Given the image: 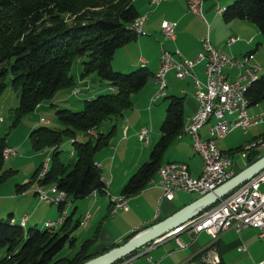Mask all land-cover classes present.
<instances>
[{"label": "trees", "instance_id": "1", "mask_svg": "<svg viewBox=\"0 0 264 264\" xmlns=\"http://www.w3.org/2000/svg\"><path fill=\"white\" fill-rule=\"evenodd\" d=\"M134 1L0 0V96L8 86L18 93V105L12 111V128L59 91L74 86L70 72L75 61L80 63V79L94 74L98 81L105 82L112 89L109 93L84 100L81 111L55 110L54 121L64 127L62 130L39 127L29 134L33 151L52 149L48 172L39 183L54 185L65 193L69 202L82 200L93 193L105 195L106 183L94 163V154L109 145L115 126L107 134L99 133V129L103 123L130 110L132 95L142 90L152 77L145 67L128 73L116 72L111 67L115 52L135 42L139 36L132 29L140 17ZM219 15L224 23L238 20L254 25L264 40V0H234L231 5L220 9ZM8 78L9 85L6 83ZM244 96L248 108L264 102V71L246 87ZM163 99L167 103L159 138L148 160L122 187L120 196L125 199L139 194L154 179L165 152L185 125L184 98L166 94ZM78 134L95 137L80 142L76 140ZM260 138L264 143V134ZM64 139L71 141L74 158L68 165L60 159V145ZM4 148L5 139L0 138V184L11 173L3 170ZM241 151L242 148L221 152L232 159ZM29 184L17 187V192ZM61 211L62 205H59L58 213ZM73 215L67 221H72ZM78 225L79 220L71 230ZM151 226L134 230L124 243ZM60 232L45 226L43 230L31 228L24 231L8 219L0 220V252L5 253L0 264H83L109 251L90 254L96 242L90 239L81 243L70 257L57 258L66 245L72 250L76 242L70 232Z\"/></svg>", "mask_w": 264, "mask_h": 264}, {"label": "crops", "instance_id": "2", "mask_svg": "<svg viewBox=\"0 0 264 264\" xmlns=\"http://www.w3.org/2000/svg\"><path fill=\"white\" fill-rule=\"evenodd\" d=\"M215 3L217 9L225 7L222 6L218 0H216ZM134 5L140 16L147 15L148 17L141 28L142 33L138 36L137 40L115 52L111 61V67L114 71L121 73H128L140 67H145L152 74V77L142 90L131 97V109L133 108V110L135 109L138 111L139 115H141L140 119L138 121H132V114L130 116L126 111V114L124 113L121 117L107 121L106 123L107 129L105 132L107 133L115 126L114 133L109 143V148L114 154V159L112 166L106 170L108 173L106 174L104 171L101 178L108 184L107 192L112 196H115L112 188L115 185L116 178L122 180L118 187L122 189V186H124L137 168L148 160L152 146H154L159 138V133H156L155 123L158 121L160 122L159 125H161L166 108L165 104H160L163 98H154L156 92L154 75L158 69L160 49L162 48L172 54L178 51L183 60H195L200 52L199 40L203 38L204 34L203 23L197 16L187 11L186 0H165L158 6L153 5L151 0H135ZM212 5L203 4L201 8L202 14L204 12L207 13L212 22V25L209 27L210 42L212 41L213 46L220 53L235 59L233 62H239L237 58H247L248 61L247 65L244 67L227 66L224 68L223 73L227 81H235L247 66L257 67V73H259L260 69L263 71L264 40L258 29L248 22L238 20L226 23L230 24V26H223L218 22V18L211 15ZM156 8H160L161 15L156 19L153 18L150 20ZM163 21L176 23L174 40L166 41L163 38L160 29V25ZM194 23H196L195 27H197L196 32H192ZM218 32H224V34L217 36ZM191 35H193L192 48L187 46L184 40L187 36L191 37ZM231 39L238 40L233 45L227 46L226 42ZM255 64H258L260 67ZM79 70L76 76H72L74 78V87L65 89L66 91L60 92L59 94L57 93L49 101L50 110H57L60 105L63 106V108L71 109L72 106H79V104H82L84 100L93 99L100 94L108 93L106 89H103L102 83L97 79L91 78V76L84 80L80 79ZM262 71L260 72L262 73ZM204 72V64H199L190 71L202 85L206 82ZM167 77V96L184 98V121L186 123L196 110V89L194 84L190 78L177 80L173 72L168 73ZM176 80L181 83H177ZM108 90L109 92L112 91V89ZM74 92H76V94H74ZM73 97H77L76 102L72 100ZM16 100L18 105V96ZM41 105L38 107L39 109H41ZM263 111L264 106L262 109L252 113L251 116L257 115ZM49 122L50 120H46L44 123H33L30 125L29 132ZM148 125L152 126V132L150 131L152 140L149 139L150 142H148L146 146L143 145L142 148H138L140 146L136 144V134L140 128H148ZM204 128L201 130L202 138L207 137V129ZM99 133L102 132L99 130ZM91 136L92 135L89 134L88 136L84 135L86 139L82 138L76 140L84 142ZM28 137L29 135H27L24 140L27 141ZM188 139L192 141L188 136H183L180 139L176 138L174 143L165 152L162 165L169 163L183 164L187 167L191 177L197 178L203 169V160L199 155L198 158L200 161L195 158H185L190 152L189 143L191 142ZM17 144L16 142H6V147L14 149L19 146ZM131 150L132 156L129 155V157H133V159H131L130 163H127L128 160H126L125 155L131 152ZM51 152L52 149L42 153L29 154L27 156L28 158L25 161H35L30 165L32 167L30 171L31 178L40 169L42 164L45 163L46 159H49ZM136 152L137 156L135 158L134 155H136ZM120 153L122 154L121 160L123 166L121 164V166L118 167L114 163ZM71 157L74 160L73 155ZM73 160L71 162H73ZM96 164L101 171L104 169V167H100V163ZM122 167L125 168L124 171L116 172L117 169H121ZM229 171L233 174L237 173L231 168ZM30 180L31 179H24L23 183L26 184L30 182ZM152 181L153 183L148 185L139 194L125 199L127 204V210L125 211L119 210L112 212L109 196L106 194L98 195L95 193L82 200L75 202L68 201V205L65 207L66 218L71 214L75 215L76 211L80 209L81 204L83 205V210H87V214H85L83 221L79 220V227L72 234L76 239L75 247L78 248L81 243L90 239H95L96 241L90 254L119 247L124 244V239L134 230L140 229L145 225H154L161 222L201 197L197 194L177 192L173 195L171 200L161 199V191L157 186V176H155ZM46 193L47 196H51L50 192ZM104 208H106V215L103 217L104 219L98 223L99 227L94 231L93 237L90 238L93 226ZM71 210L72 212H70ZM86 217H88L87 220L85 219ZM108 217H110V220L106 221ZM58 218V207L52 205H48V207L45 206L44 201L36 196L35 190L32 192L27 188L17 192L15 187L8 186V188L5 189L0 187V220L8 219L12 224L20 225L23 230L26 231L31 228L43 230L46 222L55 223ZM23 219H25V221L22 225ZM103 222H105V224ZM59 228L60 227H57L55 230ZM82 229L85 230V233L80 234ZM99 232L100 235L98 238L100 241L97 243V234ZM101 235L102 237H100ZM177 238L185 245L184 248L180 249L178 247L175 238H168L162 242L148 244L114 264H205L203 256L208 251H215L220 258L221 264H259L264 261V237H260L259 232L254 229H246L240 233L234 230H228L220 234L215 241H213L211 236L206 232L195 234L191 230L180 233ZM240 247L245 248L246 253L239 252V249H241ZM76 249L74 248L72 251L74 252Z\"/></svg>", "mask_w": 264, "mask_h": 264}, {"label": "built area", "instance_id": "3", "mask_svg": "<svg viewBox=\"0 0 264 264\" xmlns=\"http://www.w3.org/2000/svg\"><path fill=\"white\" fill-rule=\"evenodd\" d=\"M163 1L165 0H151V3L158 6ZM202 4L203 0H189L187 7L190 12L201 17ZM216 13L219 14L220 10ZM147 17V15L139 17L132 25V29L136 34L140 35L142 33L141 28ZM175 28L176 23L174 22L163 21L161 23L160 29L165 40H174ZM235 42L236 39H231L227 42V46H231ZM247 62V58H244L243 62H231L212 47L208 36L200 40V52L193 61L181 59L178 51L172 54L160 50L159 66L154 75L157 88L154 98L159 99L166 96V77L168 73L173 72L177 80L191 79L196 89V110L185 123L177 139L183 136L190 137L193 149L203 160V169L197 178L191 177L187 167L183 164L169 163L162 165L156 173L161 199L171 200L177 192L197 194L202 197L233 176V173L229 171L232 166L231 157L223 154L217 148L215 142L224 139L236 129L246 134L248 129L264 124V112L254 116L247 113L248 102L244 96L246 87L257 77V67H245L243 73L233 82L227 81L223 73L224 68L227 66L244 67ZM199 64H204L206 77L204 85L200 84L196 77L190 73ZM207 125V137L202 138L201 130ZM136 138L138 143L146 146L150 139V130L147 127L140 128ZM263 146L262 140L257 139L249 143L244 152L250 154L254 150H260ZM10 156H14L11 149L6 148L3 150V159H8ZM47 171L48 161L44 164L39 177H43ZM263 182L264 171L190 221L155 241V243L168 238H175L178 247L180 249L184 248L185 245L177 237L180 233L188 230L195 234L206 232L213 241L228 230L240 233L245 229H254L259 232L260 237H264V196L260 192V185ZM152 183L153 181L149 185ZM48 192L51 193V196H47L45 191L38 192L39 198L53 205L67 201L65 193L58 191L55 186L51 187ZM105 194L109 196L112 212L127 210L125 198L120 195H109L107 190ZM87 218L85 219L87 220ZM24 221L25 219L22 220V225ZM52 225L48 222L45 227H51ZM241 251H245V249L241 248ZM203 261L205 264H221L215 251H208L203 256ZM259 264H264V261Z\"/></svg>", "mask_w": 264, "mask_h": 264}, {"label": "rangeland", "instance_id": "4", "mask_svg": "<svg viewBox=\"0 0 264 264\" xmlns=\"http://www.w3.org/2000/svg\"><path fill=\"white\" fill-rule=\"evenodd\" d=\"M215 1L216 0H208L206 2H203V4L212 5L214 3L212 5L213 8H212L211 15L214 16L215 18H218V22H220L223 26H230V24L224 23L222 21L221 17L219 16V14L216 13L220 9L216 8ZM218 1H219V3H221L222 6L226 7L228 5H231L234 0H218ZM187 11L190 12L188 7H187ZM190 13H192V12H190ZM201 14H202V11H201ZM160 15H161L160 8H156L153 11L152 16L150 17V20L153 19V18L156 19ZM141 16H145V15H141ZM195 16H197L201 20V22L203 23V26H204L203 38L205 36L209 37V27L212 25L210 17H208L207 13H205V12L202 14L201 17L198 16V15H195ZM195 25H196V23H194V26L190 25V26H192V32H196L197 27H195ZM223 34H224V32L223 33L218 32L217 36H220V35H223ZM192 37H193V35H191V37L187 36V38L184 39L185 40V44L187 46H189L190 48L193 47ZM237 40L238 39H236V41ZM182 42H183V40H182ZM227 42H226V45H227ZM210 43H211L212 47L215 49V47L213 46L212 41ZM223 55L226 56L231 62H233V60H235V59L231 58L230 56H228L226 54H223ZM259 56H261V55H259ZM82 59H83V61L86 60V58H82ZM239 59H241V60H239ZM237 60L239 62H243L244 58H237ZM255 65L259 66L258 64H255ZM158 66H159V64H158ZM79 68H80V63L78 61H75L73 63V65H72V68H71V72H70L71 76H76ZM260 71H262V69H260L259 73H257L258 76L263 73L264 68H263L262 73ZM91 78L97 79L96 75H94V74L91 75ZM166 79L168 80V77H166ZM9 81H10V78H8L7 82H6L8 85H9ZM154 82H155V80H154ZM176 82L179 83V84L181 83L180 81H177V80H176ZM105 84H106L105 82H102V87H103V89H106V91L109 93V90H108L109 88ZM97 85H98V83H97ZM63 91H66V90L63 89V90L59 91L58 94L60 92H63ZM156 91H157V88H156ZM167 91H166V93H167ZM74 94H76V92H74ZM17 96H18V93L16 91L12 90L9 86L6 89V91L3 93V95L0 96V138H4L5 139V143L6 142H16V143H18L17 145H19V146L15 147L14 149H11L13 151V153H14V156H10L8 159H4L5 161H4L3 170L11 172V173L9 174L8 177H6L2 181V183L0 184V187L2 189H5V188H8V186H11V187H13V188L15 187V189H17V187L26 186L27 184L30 183L29 186H27L25 189L28 188V190H31L32 192L35 190L36 196L40 197L38 192H42V191L48 192L51 187H54V185L42 186L41 183H39L41 180L44 179V177L46 175L45 174L41 178L39 177L40 173H42V169L44 168V164L46 163V161L49 162V159H46L45 163L42 164L40 169L37 171L36 176L32 180L31 172H30L32 167L30 165H32L35 161L34 160L25 161V160H27V158H28L27 156L29 154H35V153H38V152L33 151L29 140L26 141V140H24V138L27 137V135L30 134L29 128H30V125L33 124V123H38V122L44 123V121L50 120V122L48 124H46V125L43 124L40 127H48V128H51V129H58V130H62L64 127L61 124H59L56 121H54V112H55V110H50V108H49L50 102L46 101V102L42 103L41 109L36 108V110L33 113L29 114L26 117H23L20 120V122L18 123V125H16L14 128H12L11 127V125L13 123L12 111H13L14 107L17 105V100H16ZM76 99H77V97H73L72 100L74 102H76L77 101ZM166 103H167V100L163 99V100L160 101V104H165L166 105ZM263 106H264V102H262L261 104H259L257 106L250 107L247 110V113L251 115L252 113L256 112L257 110L262 109ZM58 107H59L58 109H60V110L61 109H67V108H63V106H61V105L58 106ZM67 110H70V111H73V112L81 111L82 110V104H79V106L78 105L77 106H72L71 109H67ZM134 110L132 108L131 110H128L127 112H128V114H130V116L132 114V117H131L132 121H136V120L138 121L140 119L141 115H139L138 111H136V110L134 111ZM261 113H259V114H261ZM106 123L107 122L103 123L102 127L99 129L103 134L104 133L107 134V132H105L106 129H107L106 128V126H107ZM159 124H160V122H158V121L155 123L156 133L157 132L159 133V126H160ZM148 128L151 131L152 126L148 125ZM153 128H154V125H153ZM207 128H208V126H206L204 129H207ZM263 134H264V124L258 125L256 127H252L250 129H248L247 134H244L239 129H236V130L232 131L230 134H228L224 139L217 140L215 142V144H216L217 148L219 150L223 151V152H227L229 150H235V149H238V148H242L241 152H236L233 155L232 167H231V169H233L234 171L240 172V171H243L244 169H246L249 166V164H250L249 160L246 158L247 153L244 152L245 147L247 145H249V143H251L252 141H255L257 139H261L260 137ZM91 137H93V136H91ZM150 137H151L150 140H152V136L151 135H150ZM82 138L86 139V138H84V135H82V134H78L77 137H76V139H79V140L82 139ZM188 140L190 141V139H188ZM190 142H191V143H189L190 152H189V155L185 156V158L186 159L195 158V159L200 161V159L198 158V154L193 149L192 141H190ZM136 144L140 146L138 148H142V146H143L140 143H137V141H136ZM6 148H4V150ZM48 150H50V149L43 150L40 153L48 151ZM60 152H61L60 153L61 161L63 163H65L66 165L70 164V162L73 160L72 157H71L72 156V147H71V141L70 140L64 139L62 141V143L60 145ZM259 153H260L259 154L260 157L264 156V146L259 150ZM129 155L132 156V150H131V152H128L125 155L126 160H128L127 163H130L131 159H133V157H129ZM134 156L136 158L137 152H136V155H134ZM2 157H3V152H2ZM121 157H122V154L120 153V155L117 157V159H116V161L114 163L118 167H120L121 164L123 166ZM113 159H114V154L110 150L109 145L107 147L99 149L94 154V163H95V165H97L96 163H100L99 164L100 167L101 166L104 167V169L102 171L100 170L101 175H102V173H104V171H105L106 174L108 173V171H106V170H108V168H110V166H112ZM103 163H104V165H103ZM124 170H125V168L122 167L121 169H117L116 172H121V171H124ZM24 179H28V180L31 179V180H30V182L24 184L23 183ZM121 181L122 180H120L119 178H116L115 185L112 188V190H114L113 193H115V196H119V191L121 190V188H118V187H119V185H120L119 183H121ZM16 183H17V185H16ZM260 192L264 196V182L260 185ZM67 201L65 203H61V204H58V205L49 204V202H45L44 201V205L47 206V207H48V205H52V206H56V207H58L59 205H62V211L59 213L58 220L55 223H52L53 225L51 227H48V228L52 229L54 232H60V230H61L60 233L70 232V235H72L73 232H75L76 229H77L76 228L74 230H71L72 226L74 225V223L77 220H82L83 221L85 214H87V210H83V205L81 204L80 209L78 211H76L75 215L73 216L72 221H67L66 213H65V207H66V205H68ZM70 212H72V210ZM105 215H106V208H104L101 211L100 217L95 222V224L93 226V231H91V233H90V235H91L90 238L93 237V235H94L93 233H95L94 231L97 229V227H99L98 223L102 219H104L103 217ZM109 220H110V217H108L106 221H109ZM103 221H105V220H103ZM46 223H48V222H46ZM103 223L105 224V222H103ZM57 227H60V228L55 230V228H57ZM62 227H64V228H62ZM78 227H79V225H78ZM109 228H111V227H109ZM81 233H85V230L82 229L80 231V234ZM97 235H98L97 236V243H98V241H100L99 238H98L99 235H100V232ZM100 237H102V235ZM74 248L76 249L77 247L74 246ZM74 248L72 250H74ZM72 250H70L68 245H66V247L63 249V251L57 256V258H61V257L68 258V257H70L72 252H73ZM239 252L246 253V249H245V251H241V249H239ZM4 255H5V253L3 251L0 252V260L4 257Z\"/></svg>", "mask_w": 264, "mask_h": 264}, {"label": "water", "instance_id": "5", "mask_svg": "<svg viewBox=\"0 0 264 264\" xmlns=\"http://www.w3.org/2000/svg\"><path fill=\"white\" fill-rule=\"evenodd\" d=\"M252 163L243 171H240L228 181L217 187L215 190L200 197L195 202L176 212L172 216L158 222L151 227L139 232L133 238L119 247L113 248L83 264H114L132 252L159 240L175 228L190 221L199 213L213 206L238 187L249 181L251 178L264 171V156H259V151L254 150L247 156Z\"/></svg>", "mask_w": 264, "mask_h": 264}, {"label": "bare ground", "instance_id": "6", "mask_svg": "<svg viewBox=\"0 0 264 264\" xmlns=\"http://www.w3.org/2000/svg\"><path fill=\"white\" fill-rule=\"evenodd\" d=\"M249 106V105H248Z\"/></svg>", "mask_w": 264, "mask_h": 264}]
</instances>
